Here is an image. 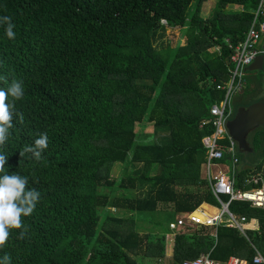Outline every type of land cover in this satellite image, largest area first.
<instances>
[{"label": "trees", "instance_id": "trees-1", "mask_svg": "<svg viewBox=\"0 0 264 264\" xmlns=\"http://www.w3.org/2000/svg\"><path fill=\"white\" fill-rule=\"evenodd\" d=\"M206 1L0 0V17L12 18L16 34L10 40L0 26V77L22 81L25 91L15 103L24 123L14 118L0 151L9 156L8 173L28 176V187L41 193L32 215L22 218L27 232L20 238L23 229L12 230L0 258L9 254L11 264H146L143 258L180 264L208 255L221 264L231 257L253 264L254 248L264 260V210L248 203L229 205L253 223L244 235L189 221L168 227L194 211L206 222L210 214L202 204L219 208L202 172L201 138L211 128L200 123L223 96L216 84L230 72L229 44L243 39L258 3L217 0L204 18ZM166 28L182 30L186 43L156 48ZM0 87L6 85L0 81ZM144 123L153 126V139H138L136 125ZM45 132L42 159L28 154L21 160L20 149ZM248 143L259 159L242 163L239 185L264 164V126L249 133ZM115 163L124 166L119 178L110 175ZM134 164L138 168L129 169ZM133 212L150 214L148 221H161L166 212L176 217H168L159 235L102 229L105 222L134 226Z\"/></svg>", "mask_w": 264, "mask_h": 264}, {"label": "built area", "instance_id": "built-area-1", "mask_svg": "<svg viewBox=\"0 0 264 264\" xmlns=\"http://www.w3.org/2000/svg\"><path fill=\"white\" fill-rule=\"evenodd\" d=\"M160 23L165 24L164 20H160ZM263 40L264 0H258L243 39L237 44H229L230 53L227 61L230 64V72L226 81L216 84V90L222 91L223 96L209 107L208 117L200 123L201 126H210L211 128V132L201 138L205 148V161L202 164V172L219 204L220 212L210 216V219L206 222H199L193 216L194 211L188 215L178 217L175 222L169 223L170 230H174L176 227L182 226L185 221H189L204 226L225 225L238 230L244 235L245 230L248 228L246 218L233 215L229 211L230 203L244 202L248 203L250 207L264 210V164L257 171L243 176L239 185L238 172L242 167V163L238 156L237 143L227 130V122L234 116L232 97L243 89L247 66L257 55L264 56V46H259V43ZM253 250L252 263L264 264V260L258 251L254 248ZM180 264L221 263L211 260L208 255H201L194 260L184 259ZM224 264L244 263L231 257Z\"/></svg>", "mask_w": 264, "mask_h": 264}, {"label": "clouds", "instance_id": "clouds-1", "mask_svg": "<svg viewBox=\"0 0 264 264\" xmlns=\"http://www.w3.org/2000/svg\"><path fill=\"white\" fill-rule=\"evenodd\" d=\"M0 26H4L8 39H15V25L11 17H0ZM0 81L6 85V87H0V149H2L9 139L10 129L15 126L14 118L18 117V122L24 123V115L22 112L15 111V103L23 99L25 91L22 81L12 80L9 84L3 77H0ZM48 145L47 133H41L31 145H25L20 149L21 160L30 154V159L39 162ZM8 157L0 151V249L5 247L14 229H23L20 233V238H23L27 228L24 227L22 218L32 215L41 197V193L36 188L28 187V176L8 173L5 168ZM37 182L33 180V183ZM0 264H11V256L5 254L0 258Z\"/></svg>", "mask_w": 264, "mask_h": 264}, {"label": "rangeland", "instance_id": "rangeland-1", "mask_svg": "<svg viewBox=\"0 0 264 264\" xmlns=\"http://www.w3.org/2000/svg\"><path fill=\"white\" fill-rule=\"evenodd\" d=\"M217 0H207L206 2L203 3L202 5V16L204 18H207L211 12V10L213 9V7L215 6ZM228 9L231 10H235L238 9V7L236 6H229ZM186 43V38L183 35V31L178 29V28H166L163 32V34L159 37V39L157 40V43L155 45L156 48H165L168 45L170 47H175L176 45H184ZM217 48H214L211 50V52L216 51ZM259 89L257 92H255V89L258 88ZM264 98V73L263 72H257V71H253V72H248L245 75V83L243 85V89L241 90V92H239L238 94H234L232 97V101L234 106L239 103V102H243V101H247V102H253V101H259L260 99ZM135 131L138 134V139L140 140H150L153 139V126L150 123H144L142 124H137ZM147 137H146V136ZM240 160L241 163H249V164H254L256 161H258L259 159V155L257 152H249V154L246 153H241L240 152ZM129 166V169L134 170L135 168H138V164H134ZM123 165L121 163H115L112 166V169L110 171V175L114 178H119L123 172ZM213 211L212 214L216 215L220 212V208H209L206 211L207 213H211ZM123 212V211H122ZM110 213L116 217H121L122 215L120 213H118V211L111 209ZM124 213V212H123ZM128 215H132L134 216L137 220L135 221V225L131 226V224L129 222H125L123 224H114V223H103L102 224V229L103 228H113V227H117L123 231H127L128 229L132 228L135 229L141 233H149V234H154V235H159L162 234L166 231V225L168 223V219L170 218H175L176 216L173 215V213L171 212H166V214L163 216V218L160 221L158 219L154 220L151 219L150 221H148V218H151V215L148 213H128ZM153 216V215H152ZM174 216V217H173ZM169 217V218H168ZM180 217V216H177ZM153 221V222H152ZM174 220H172L173 222ZM171 222V221H170ZM99 226H97V230H98ZM134 257V255H133ZM143 262L146 264H169V260L168 258H164V259H160V260H156V259H147V258H143Z\"/></svg>", "mask_w": 264, "mask_h": 264}, {"label": "water", "instance_id": "water-1", "mask_svg": "<svg viewBox=\"0 0 264 264\" xmlns=\"http://www.w3.org/2000/svg\"><path fill=\"white\" fill-rule=\"evenodd\" d=\"M264 56L257 55L247 66L248 71L262 70L264 73ZM264 126V100L252 103L247 108L239 107L234 117L227 122V130L230 136L236 141L238 150L241 153L252 151V147L246 139L247 133Z\"/></svg>", "mask_w": 264, "mask_h": 264}, {"label": "flooded vegetation", "instance_id": "flooded-vegetation-1", "mask_svg": "<svg viewBox=\"0 0 264 264\" xmlns=\"http://www.w3.org/2000/svg\"><path fill=\"white\" fill-rule=\"evenodd\" d=\"M259 72H263V71L261 70V71H259ZM256 90H257V88L255 89V91H256ZM259 101H263V100H259ZM255 102H258V101H253V102L243 101V102H239V103H237V104L234 106V108H235V110L237 111V109H238L239 107L247 108L249 105H251L252 103H255ZM250 132H252V131H250ZM250 132L247 133V137H246L247 141H248V135H249Z\"/></svg>", "mask_w": 264, "mask_h": 264}, {"label": "crops", "instance_id": "crops-1", "mask_svg": "<svg viewBox=\"0 0 264 264\" xmlns=\"http://www.w3.org/2000/svg\"><path fill=\"white\" fill-rule=\"evenodd\" d=\"M259 46H264V40L261 41V42L259 43ZM263 67H264V62H263ZM259 71H260V70H257V72H259ZM248 72H253V71H248V70H247L246 74H247ZM258 89H259V86H258V88H257V90H256L255 92H257ZM202 205H204V206H206V207H209V208H216V207L208 206V205H205V204H202ZM202 205H201V206H202ZM212 213H213V211L210 213V216H213V215H214V214H212ZM252 227H253V223L248 224V228H252Z\"/></svg>", "mask_w": 264, "mask_h": 264}]
</instances>
